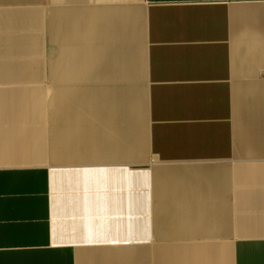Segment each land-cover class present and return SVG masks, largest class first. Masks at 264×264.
Masks as SVG:
<instances>
[{
  "label": "crops",
  "instance_id": "crops-1",
  "mask_svg": "<svg viewBox=\"0 0 264 264\" xmlns=\"http://www.w3.org/2000/svg\"><path fill=\"white\" fill-rule=\"evenodd\" d=\"M0 264H264V0H0Z\"/></svg>",
  "mask_w": 264,
  "mask_h": 264
},
{
  "label": "bare ground",
  "instance_id": "bare-ground-1",
  "mask_svg": "<svg viewBox=\"0 0 264 264\" xmlns=\"http://www.w3.org/2000/svg\"><path fill=\"white\" fill-rule=\"evenodd\" d=\"M110 28H111V26H110V24H107L105 27H104V34H103V40H105V44L108 46H112V47H114L115 46V42H113L112 41V34H111V32H110ZM114 44V45H113ZM121 46H122V57H126V58H130L131 56L130 55H132L131 53H130V49H129V47L128 46H126L125 44H121ZM123 50H126L127 51V53H126V51H123ZM128 51H129V53L130 54H128ZM114 53H115V51H114ZM64 55H66L65 53H64ZM111 57H117V55H115L114 54V56H111Z\"/></svg>",
  "mask_w": 264,
  "mask_h": 264
},
{
  "label": "rangeland",
  "instance_id": "rangeland-1",
  "mask_svg": "<svg viewBox=\"0 0 264 264\" xmlns=\"http://www.w3.org/2000/svg\"><path fill=\"white\" fill-rule=\"evenodd\" d=\"M49 54H50V52H49Z\"/></svg>",
  "mask_w": 264,
  "mask_h": 264
}]
</instances>
